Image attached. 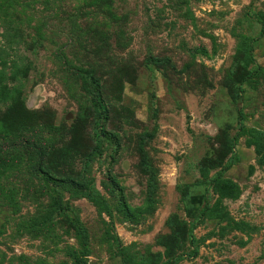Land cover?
Returning <instances> with one entry per match:
<instances>
[{
    "label": "rangeland",
    "instance_id": "obj_1",
    "mask_svg": "<svg viewBox=\"0 0 264 264\" xmlns=\"http://www.w3.org/2000/svg\"><path fill=\"white\" fill-rule=\"evenodd\" d=\"M77 69L109 109L101 153ZM0 90V264L82 254L39 162L93 179L109 203L62 191L85 264H264V0H0ZM229 163L223 197L211 182Z\"/></svg>",
    "mask_w": 264,
    "mask_h": 264
},
{
    "label": "trees",
    "instance_id": "obj_2",
    "mask_svg": "<svg viewBox=\"0 0 264 264\" xmlns=\"http://www.w3.org/2000/svg\"><path fill=\"white\" fill-rule=\"evenodd\" d=\"M79 75L83 79L84 87L89 94L90 104L94 112V121H93V136L95 141L94 153L102 152L103 140H105L108 135L112 134L107 130V120L109 119V109L105 102L103 91L98 79H96L90 71L77 69ZM7 90H0L1 94L6 93ZM239 123L240 127L244 128V123L242 119V113H239ZM92 155V153H91ZM90 154L87 157L86 168L91 160ZM142 164L146 169L148 174L147 181V197H146V207L152 208L156 203V196L158 191V171L155 167L152 166L148 157H144ZM230 163L227 164L213 179L212 186L216 189L219 194L223 197L232 196L236 191L235 185L224 177V172L230 168ZM87 171V169H85ZM36 175L41 180L43 187L47 190L53 209L60 215H63L69 218L74 227L77 230L78 238L81 242L82 254H77L76 251L72 254L71 264H85V261L82 258L88 250V235L87 229L83 224L81 217L79 215L78 208L69 202L64 200L62 195L63 190H70L76 194H80L101 208H109V203L106 198L97 190L95 187V182L93 179H89L84 174H81L79 177L65 176L57 177L53 175L49 170H47L42 162H39L35 169ZM119 205L121 210H123L129 217H134V210L128 205L125 200L123 192L119 193ZM206 209H208L206 207ZM137 212L141 211V208L136 209ZM167 246V245H166ZM197 254V249H195L191 255ZM153 262V261H152ZM176 260H169L163 264L175 263Z\"/></svg>",
    "mask_w": 264,
    "mask_h": 264
}]
</instances>
